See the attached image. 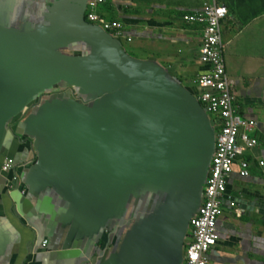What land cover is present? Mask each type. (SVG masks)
Wrapping results in <instances>:
<instances>
[{
	"label": "crops",
	"instance_id": "1",
	"mask_svg": "<svg viewBox=\"0 0 264 264\" xmlns=\"http://www.w3.org/2000/svg\"><path fill=\"white\" fill-rule=\"evenodd\" d=\"M219 1L228 9L226 70L239 113L258 121L259 145L234 163L208 264H264V0ZM86 2L0 0V168L14 158L26 187L25 194L7 192L0 171V264H179L197 212H186L188 199L174 200L185 146L210 155L213 149L211 118L206 124L190 94L205 71L198 60L202 28L182 20L201 1L106 0L100 14L121 21L132 38L126 42L133 54L121 42L125 55L83 25ZM112 50L118 64L172 88L180 108L174 115L167 103L171 117L155 125L124 117L115 147L101 141V156L69 152L62 138L76 139L84 127L94 132L91 116L119 97L118 87L124 92V82L106 77L76 80ZM32 57L39 66L28 72ZM114 120L103 118L96 135L103 128L114 137ZM242 157L251 162L248 177L239 175Z\"/></svg>",
	"mask_w": 264,
	"mask_h": 264
},
{
	"label": "built area",
	"instance_id": "2",
	"mask_svg": "<svg viewBox=\"0 0 264 264\" xmlns=\"http://www.w3.org/2000/svg\"><path fill=\"white\" fill-rule=\"evenodd\" d=\"M201 6L182 16L187 24L199 25L201 30L198 60L205 68L194 81V96L207 115L214 121L215 150L210 163L203 198L189 224L190 238L185 245L181 264H208V253L219 239L218 220L223 209L229 178L234 172L235 161L247 150L259 145L253 136L258 121L243 117L236 105V82L228 75L224 58L223 23L228 16L227 7L219 0H200ZM106 0H88L86 20L103 28L118 41L127 40L124 25L116 19H107L100 14ZM250 160L239 161V175H250ZM258 163L264 166V158ZM0 171L6 177L7 192L25 194L26 187L14 158L2 161ZM235 205V202L231 203ZM238 210V209H236ZM48 240L42 242L46 247Z\"/></svg>",
	"mask_w": 264,
	"mask_h": 264
},
{
	"label": "water",
	"instance_id": "3",
	"mask_svg": "<svg viewBox=\"0 0 264 264\" xmlns=\"http://www.w3.org/2000/svg\"><path fill=\"white\" fill-rule=\"evenodd\" d=\"M87 3L86 2V10H87ZM85 17V16H84ZM85 19V18H84ZM83 25H89L90 27L96 29L99 31V33H95L96 36L94 39L97 41L103 42V41H110L114 44V46L117 49L118 53H123L125 55V52L121 49V42L117 39L113 38L111 35H109L103 28L100 26L88 23L86 19L84 20ZM3 43H0V51L3 50L2 47ZM56 50L55 52H62ZM42 49H39V52H41ZM2 51V58L3 53ZM45 54L48 55L49 59L56 58L54 56V49L52 51L50 49L45 51ZM60 54V53H57ZM56 54V55H57ZM59 58L67 59L63 55L58 56ZM115 57V51L112 50L110 54H104V52H101L100 55L95 59L94 62H92V70L89 74H81L78 72L77 79L76 80H82L85 81V79H91L96 80L100 77H106V80L112 79L114 81H120L124 82L126 84L124 88V92L121 89V86L118 87L115 90V93L119 94V97L113 100L112 102H108L103 106V108L100 109V111L96 114H93L91 117L92 119L88 122L89 126H92L94 128V132L91 129L83 128V131H81L77 137L78 138L70 139L69 142H66V136L63 137V143H65V147L67 145V150L69 152H89L90 153H97L98 156H101L103 145L101 141L109 142L111 147H115L116 144V137L118 133L122 131V126L126 122L127 117L134 121L135 123L142 125H155L158 124L159 121H163L164 117L169 118L171 115L168 113L166 109V104L169 103L174 109V115L176 114V108L179 107L178 100L180 97L176 95L174 90L164 84L157 83L153 80H151L148 76H146L142 71H139L135 68H132L128 65H121L118 64V60L114 59ZM51 61H48V63ZM74 63L76 61L74 60ZM1 65V61H0ZM39 66V63H33V57L32 61H30V69H28V72H31L32 69ZM50 64H48V67ZM76 66V65H74ZM78 66V65H77ZM70 78L74 79V74L70 76ZM91 85H93V82H87ZM192 100L194 101L198 111L202 114V116L205 119V123L208 124L209 119L208 115L203 109V107L200 105L196 97L193 93H190ZM130 99H133V102L129 104ZM133 103L135 106H133ZM129 105V106H128ZM40 109V108H39ZM38 109V110H39ZM128 110V113H127ZM39 112V111H38ZM127 113V115H126ZM108 116H115L114 125H115V135L114 137L110 136V131H107L106 129L101 128V131L99 132V135H96L95 131L97 130L101 120ZM157 121V122H156ZM200 123V122H199ZM214 121L210 120V134L211 137H213V149L212 154L205 151L204 154L201 152H196L192 147L185 146V152H186V166L184 170V175L182 177L181 185L178 188L177 193L174 196V200H180L181 198L188 199L187 202V208L186 212L191 209L198 210L202 198H203V190H204V184L206 182V178L208 176L209 172V165L211 163L213 153L215 150V129H214ZM174 128V118L172 117V129ZM61 130V127H60ZM206 130V129H205ZM176 131V130H174ZM62 132V131H61ZM60 131H58V135H56V147L58 146V143L60 141V137L63 135ZM180 134L183 132L179 129ZM97 137V139H96ZM77 141V142H76ZM206 141V139H205ZM114 142L112 145L111 143ZM72 143V144H71ZM72 148L70 151L69 149ZM80 148V150H79ZM112 154L116 155L112 152ZM90 162L88 161V164ZM3 175V174H2ZM4 176V179L6 181V176ZM23 181L24 178L22 177ZM25 182V181H24ZM203 184V185H202ZM198 204V205H197ZM196 207V208H195ZM196 212V211H195ZM194 212V213H195ZM192 216L189 218V224ZM184 248H182V253L184 254ZM183 260V257L181 259V262ZM181 262L179 264H181Z\"/></svg>",
	"mask_w": 264,
	"mask_h": 264
},
{
	"label": "rangeland",
	"instance_id": "4",
	"mask_svg": "<svg viewBox=\"0 0 264 264\" xmlns=\"http://www.w3.org/2000/svg\"><path fill=\"white\" fill-rule=\"evenodd\" d=\"M122 41H123V44H124V47L126 48V50H127L129 53L133 54V52H132V50H131V49H133V45H131V44H127L126 40H122ZM136 54H137V53H136Z\"/></svg>",
	"mask_w": 264,
	"mask_h": 264
},
{
	"label": "trees",
	"instance_id": "5",
	"mask_svg": "<svg viewBox=\"0 0 264 264\" xmlns=\"http://www.w3.org/2000/svg\"><path fill=\"white\" fill-rule=\"evenodd\" d=\"M113 20V19H112Z\"/></svg>",
	"mask_w": 264,
	"mask_h": 264
}]
</instances>
